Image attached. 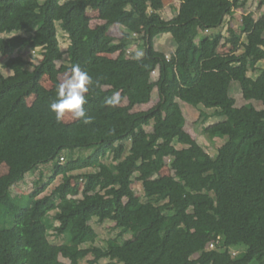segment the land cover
<instances>
[{
    "label": "trees",
    "instance_id": "1",
    "mask_svg": "<svg viewBox=\"0 0 264 264\" xmlns=\"http://www.w3.org/2000/svg\"><path fill=\"white\" fill-rule=\"evenodd\" d=\"M179 1V13L167 19L164 0H0V34L17 33L0 37V55H11L5 66L13 71L0 75V160L9 167L0 176V264H264V27L254 12L242 14L238 31L225 40L232 52L221 53L226 17L248 0ZM91 9L104 21L96 27ZM39 24L42 36L22 34ZM58 24L70 40L67 50ZM116 25L126 29L120 38L111 33ZM133 32L143 37L145 53L112 57L130 49ZM164 33L175 45L170 58L156 48ZM38 45L37 62L14 56ZM66 54L69 62L59 65ZM73 65L93 81L86 112L115 94L129 101L92 117L95 131H77L50 110L61 74ZM46 76L51 87L42 82ZM234 81L263 108L237 106ZM156 89L160 101L133 112ZM180 101L225 116L204 128L212 142L227 137L217 155L189 132ZM107 156L111 169H96ZM42 165L53 174L14 198L12 187ZM167 166L173 175L162 174ZM95 218L116 222L105 248L96 245ZM133 223L140 230L126 238ZM52 229L66 241L51 242Z\"/></svg>",
    "mask_w": 264,
    "mask_h": 264
},
{
    "label": "rangeland",
    "instance_id": "2",
    "mask_svg": "<svg viewBox=\"0 0 264 264\" xmlns=\"http://www.w3.org/2000/svg\"><path fill=\"white\" fill-rule=\"evenodd\" d=\"M174 1V0H173ZM236 12L233 13L232 15L226 17L225 23L223 25V32L225 35V39L224 44H222V46L220 47L219 51L221 53H231L233 50V45L230 43H225V40L231 36L233 30H237L238 31V27L240 26L241 23V15L244 13H248V12H254L255 13V18L258 20L259 24H261L264 27V1L262 0H248L246 6L235 10ZM178 12V7L176 4L174 3H170L169 1L166 3V8L164 10V16L167 19H171L172 17H174V15H176ZM89 15L91 17V24L93 27H96L98 24L103 23L104 21H102L99 17V13L98 11H94V10H89ZM140 25V24H139ZM59 26V37H60V41L62 44V47L64 50L68 49L69 46V38L66 35L65 32H63V30L61 29L60 25ZM138 29L140 26H136ZM125 28H122L119 25H116L113 30L111 31V33L120 38L123 36V32L125 31ZM42 26L41 24H39L35 31L32 33L29 32H25L23 31L22 34L26 35V36H42ZM136 37V41H134L130 47V49L128 51H120L116 54H112V57H118L120 55V53H126L127 57H132V56H142L145 53V47L141 45V43L143 42V37L141 36V34L139 33H134ZM17 35V33L15 32H11V33H2L0 34V37H13ZM199 41V40H198ZM142 47V48H141ZM156 48L158 50L164 51L165 53H167L168 58L171 57V54L175 51V45L173 42V38L171 36V34L169 33H164L161 34L159 37H157L156 39ZM18 55H24L25 57H27L29 60L37 62L39 60V58L42 56V48L41 46H37L35 49H31V48H27V49H17L14 53V56H18ZM11 55H7V56H2L0 55V75H10L13 73V71L9 68H6L5 63L6 61L10 58ZM13 56V55H12ZM69 62V54L65 55V58L59 62V65L62 64H67ZM264 69V61H262L260 63V71ZM70 72H66V73H62L60 76L61 81L63 82L65 79L68 78V76L70 75ZM252 76L256 77L259 72H252L250 73ZM159 73L158 71H155L154 76L158 77ZM43 84L47 87H51L52 86V82L49 78V76H46L43 78L42 80ZM231 95L233 97H235L236 101H237V106H243L247 103H254V105H256L257 108L261 109L263 108V104L259 101H255V100H246L243 96V92H242V88L241 85L238 81H234L232 83V87H231ZM118 96L120 97V94H118ZM35 100V96H31L28 98V102L29 104H32ZM160 101V93L158 91V89H156L153 93V98L151 100V102L149 104H145V105H137L134 107L133 112H139V111H143V110H149L152 107H154L158 102ZM182 108L184 110V113L188 119V130L189 132L193 135V137L213 156L217 155L218 153V149L219 147L227 140L226 136H218L215 139V142L210 141V139L204 134V128L206 126H209L215 122H218L220 120H223L225 118L224 115H218L215 112V109H206L204 106H199V107H195L192 104H189L185 101H180ZM129 103L128 100H123L120 102H118V104H116L115 106L112 105H108L106 103L103 102H97L94 105H92L89 109V111H87V114L90 115L91 117L94 118H99L102 117L105 113L106 110L111 109L113 107H116L118 105H127ZM202 112L207 113L209 116L207 118V120H204L205 118L202 116ZM46 112L45 111H38L37 112V116L46 121ZM63 119L70 125V126H74L76 128L77 131H86V132H91V131H95L94 127L90 124H84L82 123V121L75 119L74 117H72L71 114L66 113L65 116L63 117ZM47 125L49 126V122L47 123ZM50 129L55 130V128L51 127V125L49 126ZM153 127L149 126L148 130L152 131ZM240 140H238L239 142ZM179 147H182V145H179ZM67 156V153H66ZM67 161V159H66ZM170 162V159H168V163ZM114 163L113 162V158L112 156H107L105 157L99 164V166L96 168L98 170H103V171H108L111 169V164ZM53 167L51 165H42L40 166L38 169L33 170L32 172H29L26 177L24 178V180L16 183L12 189H11V194L14 198H18L21 197L25 194H29L31 192L34 191V189L37 188V184L38 182L41 180V177H43V181H47V179L53 174L52 173V169ZM91 171L95 170L90 168ZM9 171V167L6 165L5 162H3L2 160H0V176L8 173ZM44 173V174H43ZM44 176H43V175ZM163 175H173L174 171L170 168V166H167L163 169L162 171ZM201 175H195L194 177L197 179L199 178ZM62 182V177H58L55 182L49 187L48 192H51L52 189L59 185ZM135 190L140 193L143 194L144 193V186L143 183L140 181H136L135 185H134ZM92 224L95 226L97 232L99 233L98 239L96 241V245L100 246V247H107L108 244V240L114 236H116L117 231L113 230V227L115 226L116 222L113 220H107L104 223H99L97 218H95L92 221ZM140 224L138 223H133L131 225V229L130 231L126 234V238H131L134 237V235L139 232L140 230ZM49 238L51 240V242L53 243H63L66 241L65 238L63 237H58L56 235V232L54 229L49 231ZM85 246H90V244H86ZM62 260L67 261L66 259H64L63 257H60ZM92 258V256L89 257V259ZM88 260H84L82 262V264H87ZM100 264H110L109 259H103L101 261Z\"/></svg>",
    "mask_w": 264,
    "mask_h": 264
},
{
    "label": "clouds",
    "instance_id": "3",
    "mask_svg": "<svg viewBox=\"0 0 264 264\" xmlns=\"http://www.w3.org/2000/svg\"><path fill=\"white\" fill-rule=\"evenodd\" d=\"M93 81L91 76L79 65H73L71 74L58 85V98L50 104V110L55 113L59 122L66 113L71 114L84 124L92 123V117L87 114L84 105L86 104L85 94L89 92ZM119 102L118 94L106 100V104L115 106Z\"/></svg>",
    "mask_w": 264,
    "mask_h": 264
},
{
    "label": "crops",
    "instance_id": "4",
    "mask_svg": "<svg viewBox=\"0 0 264 264\" xmlns=\"http://www.w3.org/2000/svg\"><path fill=\"white\" fill-rule=\"evenodd\" d=\"M165 1V8H166V3L169 1L171 4L172 3H174V4H176L177 5V7H178V12H177V14L179 13V10H180V6H181V2L179 1V0H164ZM165 10V9H164ZM164 14V13H163ZM176 14V15H177ZM176 15H174V16H176ZM231 15V14H230ZM230 15H228V16H230ZM227 16V17H228ZM103 21V20H102ZM258 21V20H257ZM131 47V46H130ZM142 48V47H141Z\"/></svg>",
    "mask_w": 264,
    "mask_h": 264
},
{
    "label": "built area",
    "instance_id": "5",
    "mask_svg": "<svg viewBox=\"0 0 264 264\" xmlns=\"http://www.w3.org/2000/svg\"><path fill=\"white\" fill-rule=\"evenodd\" d=\"M120 52V51H119ZM214 244H212V246H213Z\"/></svg>",
    "mask_w": 264,
    "mask_h": 264
}]
</instances>
